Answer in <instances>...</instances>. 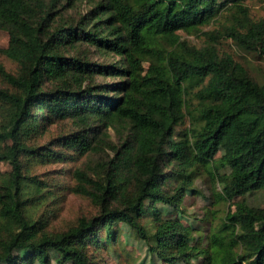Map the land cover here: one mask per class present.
I'll return each mask as SVG.
<instances>
[{
    "label": "trees",
    "instance_id": "1",
    "mask_svg": "<svg viewBox=\"0 0 264 264\" xmlns=\"http://www.w3.org/2000/svg\"><path fill=\"white\" fill-rule=\"evenodd\" d=\"M247 2L0 0L8 35L0 53L14 65L0 63V142H9L0 149L9 166L0 176V264H99L94 251L116 241L118 223L167 264H264V206L247 200L264 190V80L219 50L230 41L264 58V18L253 19ZM225 13L228 24L203 30ZM61 122L69 129L48 136ZM62 150L97 155L61 188L96 213L50 231L44 208L59 186L31 168L73 158ZM207 177L234 208L202 244L176 215Z\"/></svg>",
    "mask_w": 264,
    "mask_h": 264
},
{
    "label": "rangeland",
    "instance_id": "2",
    "mask_svg": "<svg viewBox=\"0 0 264 264\" xmlns=\"http://www.w3.org/2000/svg\"><path fill=\"white\" fill-rule=\"evenodd\" d=\"M249 15L257 20L264 18V0H248L247 2ZM78 8L84 11L87 6L84 2L78 3ZM73 14L72 10L68 11ZM76 16V15H75ZM230 15L228 13L220 15L215 21L203 27V30L220 29V24H228ZM184 38L195 45H203L204 37L196 36L194 34H187L183 31L179 32ZM8 35L0 30V49L7 46ZM219 50L224 52H231L239 61H245L247 67L251 71L252 76L259 80H264V58L255 54L246 53L241 49L235 47L230 41H222L219 45ZM110 61L115 60L116 57L109 56ZM95 58H100L99 56ZM104 58V57H103ZM0 63L9 70H14V65L7 58L0 53ZM147 62L141 60L139 70L141 74L145 71ZM69 129V122H61L59 124L51 125L48 128L47 135L52 136L57 133H63ZM111 139H116V135L111 132ZM8 141L0 142V149L7 147ZM73 158L67 159L62 163H51L43 166H33L31 170L37 175L45 179L49 184L57 183L59 187L55 189L57 196L48 202L44 208L49 215L48 230L54 231L64 230L69 225L73 224L79 216H90L96 213V208L89 202L88 199L75 195L68 190H61L65 183L73 184L74 181L70 178L71 170L80 166L88 160H96L97 155L88 152L78 156L76 151L62 150ZM220 153L215 157H219ZM26 166V165H25ZM9 170V166L0 161V176ZM61 172H65L62 176ZM194 188L196 191L188 192L183 201V213L177 214L184 224V226L191 231L193 238L199 237L202 244H205V236L210 232L212 223L220 222L226 210L234 208L232 202L229 200L220 199L217 194L221 192V184L207 178L197 179ZM65 189V188H64ZM238 198H235L236 200ZM251 205L264 206V190L250 194L247 197ZM160 208L166 213L170 214L172 211L168 207L158 204ZM118 236L116 241L109 247L100 248L95 253V260L99 264H167L152 255L143 241L139 240L125 224L118 223ZM192 242V240H191ZM112 252V253H109ZM52 264H57L52 261ZM70 264V263H66ZM173 264H185L183 262ZM190 264H201L200 259H193Z\"/></svg>",
    "mask_w": 264,
    "mask_h": 264
}]
</instances>
